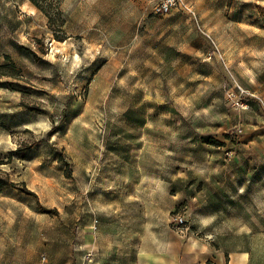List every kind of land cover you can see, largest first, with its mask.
I'll return each instance as SVG.
<instances>
[{"label":"rangeland","instance_id":"obj_1","mask_svg":"<svg viewBox=\"0 0 264 264\" xmlns=\"http://www.w3.org/2000/svg\"><path fill=\"white\" fill-rule=\"evenodd\" d=\"M59 1L0 0V264H132L129 217L264 264V0Z\"/></svg>","mask_w":264,"mask_h":264},{"label":"crops","instance_id":"obj_2","mask_svg":"<svg viewBox=\"0 0 264 264\" xmlns=\"http://www.w3.org/2000/svg\"><path fill=\"white\" fill-rule=\"evenodd\" d=\"M206 1L208 0H192L197 7H201ZM230 1L216 0V3H218V7L227 9ZM124 164L122 162L115 164V169L124 167ZM108 217L106 213L97 214L94 230H103V234H108L110 230ZM134 220L135 217H129L126 221H121V229L114 225L115 242L120 241L118 244L122 245L121 250L124 253L121 262L127 261V258L130 259L132 255V264H259L254 255L256 248L230 251L221 246L215 247L200 241L185 243L171 231L168 224L163 225L159 230L157 227H147L146 217L138 219L140 224ZM115 223L118 224V222ZM118 229L122 231L121 233H125V239L118 234ZM130 234L134 235L136 240L139 238L140 241L135 246V251H128L130 249V238L128 237ZM259 235L264 236V233ZM244 236L246 239L252 240L257 238L258 233L248 232ZM118 244L116 246H119ZM93 255L91 254L90 257Z\"/></svg>","mask_w":264,"mask_h":264},{"label":"built area","instance_id":"obj_3","mask_svg":"<svg viewBox=\"0 0 264 264\" xmlns=\"http://www.w3.org/2000/svg\"><path fill=\"white\" fill-rule=\"evenodd\" d=\"M179 9L192 13L191 6H189L185 0H158L152 8V14L157 17H162ZM187 224L188 222L184 213H177L174 215L172 227L176 234L187 238L190 232V228Z\"/></svg>","mask_w":264,"mask_h":264},{"label":"trees","instance_id":"obj_4","mask_svg":"<svg viewBox=\"0 0 264 264\" xmlns=\"http://www.w3.org/2000/svg\"><path fill=\"white\" fill-rule=\"evenodd\" d=\"M30 3L38 9L40 12H42L48 19L51 24H57L58 27L61 29L65 25V21L62 18V12L60 8V1L59 0H28ZM9 65L2 66L0 68H7L9 66L13 67V62L10 59L9 56H6L5 58ZM5 186H8L7 184L0 181V190H2ZM11 187H14V185H9ZM33 194V193H28Z\"/></svg>","mask_w":264,"mask_h":264}]
</instances>
